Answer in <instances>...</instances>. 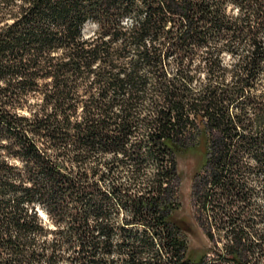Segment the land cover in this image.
<instances>
[{
  "label": "trees",
  "instance_id": "16d2710c",
  "mask_svg": "<svg viewBox=\"0 0 264 264\" xmlns=\"http://www.w3.org/2000/svg\"><path fill=\"white\" fill-rule=\"evenodd\" d=\"M0 264H264V0H0Z\"/></svg>",
  "mask_w": 264,
  "mask_h": 264
},
{
  "label": "rangeland",
  "instance_id": "374dc122",
  "mask_svg": "<svg viewBox=\"0 0 264 264\" xmlns=\"http://www.w3.org/2000/svg\"><path fill=\"white\" fill-rule=\"evenodd\" d=\"M197 165L198 160L195 154L187 153L177 160V170L179 172L178 199L180 203L178 215L183 216L188 222L186 226L188 228L186 240L191 255L202 253L209 247V242L193 218L194 207L191 202L190 193L191 180L197 169Z\"/></svg>",
  "mask_w": 264,
  "mask_h": 264
}]
</instances>
